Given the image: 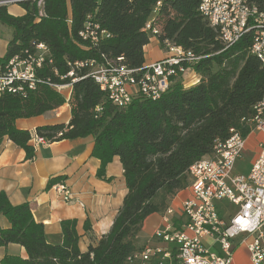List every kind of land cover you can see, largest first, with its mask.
<instances>
[{
	"label": "trees",
	"instance_id": "16d2710c",
	"mask_svg": "<svg viewBox=\"0 0 264 264\" xmlns=\"http://www.w3.org/2000/svg\"><path fill=\"white\" fill-rule=\"evenodd\" d=\"M199 2L43 0L42 16L36 2L17 3L24 11L21 16L0 5V25L12 31L0 65L22 57L26 49L33 51L39 43L47 46L51 59V64L38 71L42 84L24 96L0 95V144L5 137L24 151L25 160H32L31 134L15 128V120L43 116L67 103L69 121L37 127L35 136L50 143L91 136V156L100 162L97 176L104 177L107 164L118 158L127 190L110 230L86 252L78 248L75 220L61 221L60 245L48 244L44 227L35 222L29 205L12 206L0 192V215L9 223L8 228H0V248L16 244L27 256L7 255L0 264H145L128 260L144 248L138 236L145 219L162 214L171 195L188 187L190 167L211 153L216 140H225L231 128L248 134L240 120L252 118L253 107L264 98V66L249 52L257 31L250 29L222 50L217 32L198 13ZM88 17L110 34L96 46L79 36ZM149 21L160 49L181 47L200 58L194 66L200 79L188 85L175 80L155 100L137 95L127 107L117 108L87 69L72 65L121 58L129 69L143 68V49L152 38L144 29ZM70 71L71 78L67 76ZM49 84H69L68 101Z\"/></svg>",
	"mask_w": 264,
	"mask_h": 264
},
{
	"label": "built area",
	"instance_id": "2783aa9c",
	"mask_svg": "<svg viewBox=\"0 0 264 264\" xmlns=\"http://www.w3.org/2000/svg\"><path fill=\"white\" fill-rule=\"evenodd\" d=\"M23 1L36 2L38 15H43V0H1L0 5L8 7ZM229 1L200 0L198 5V13L217 32L222 50L236 44L241 27L254 22L264 23V17H251L252 6H264V0H239L246 2V10L241 12L238 23H233L231 34H224L223 27L213 23L212 14H215V7H222V15H226ZM227 23H230L229 17ZM144 29L151 37L156 36L150 21L149 26ZM79 36L89 45L96 46L108 39L110 34L101 30L88 17ZM262 38L264 39V32L252 35L250 54L252 51L264 52V48H257V40ZM166 52L168 55L165 58L141 69L127 68L121 63V58L115 61L104 60L101 64L95 60H82L75 62L72 68L87 69L91 79L99 78L104 81L105 90L101 91L107 95L110 103L117 108H125L137 95L157 99L175 80L180 79L183 85L191 78H198L199 81L200 77L194 71V66L200 58L184 55L185 50L181 47L178 51L166 49ZM47 63L51 64L49 50L45 44L39 43L33 46V51L26 49L22 57L15 56L6 64L0 65V95L9 93L24 96L27 90H33L38 83L42 84L38 71ZM67 76L73 77L71 71ZM15 80H22V87H15ZM49 86L58 93L67 89L69 98V84ZM240 126L248 129V134L258 132L263 137L258 144L257 157L246 175L234 174V166L245 149L248 134L243 136L241 129L231 128L226 145L212 149L188 175L187 188L191 196L181 203L180 212L184 219L181 226H174V210L168 207L162 213L161 225L153 236L165 246L147 244L141 251L134 252L129 261L139 260L145 264H233V240L241 236L240 243L245 244L250 262H264V119L243 118ZM31 141L34 146L47 142L37 138L35 134L31 135ZM51 188L63 202L75 201L63 181L53 184Z\"/></svg>",
	"mask_w": 264,
	"mask_h": 264
},
{
	"label": "crops",
	"instance_id": "0c3cea01",
	"mask_svg": "<svg viewBox=\"0 0 264 264\" xmlns=\"http://www.w3.org/2000/svg\"><path fill=\"white\" fill-rule=\"evenodd\" d=\"M8 12L14 16L24 14L22 9L21 12L9 10ZM147 47L148 45L143 49L144 67L167 56L163 55L155 59L151 51L147 54ZM193 80L194 78L189 81ZM69 119V106L65 104L43 116L15 120V128L28 130L33 135L37 127L66 124ZM262 139V135L258 132H251L246 136L245 149L240 158L244 155L248 157V170L257 157L258 144ZM29 144L34 148V157L27 161L21 148L5 137L2 139L0 192L5 193L12 206L29 205L35 222L44 227V237L48 244L60 245L62 243L61 221L75 220L78 248L81 252H86L89 246H94L103 235L108 233L126 195L127 190L119 159L114 158L108 163L104 177L99 178L97 170H99L100 162L91 156L94 145L91 136L72 141L62 140L58 143L40 142L36 146L30 140ZM61 181L69 188L75 201L65 203L52 190L53 184ZM189 193L188 188L179 191L170 203V208L174 210L172 222L176 228H179L184 221L180 207L184 200L190 198ZM161 215L152 214L145 219L138 236L139 245L165 246L153 238L155 231L161 225ZM8 227L6 217L0 215V228ZM241 240V236L233 240L231 262L252 264L245 244L240 243ZM7 255L27 258L24 248L16 244H8L0 248V260Z\"/></svg>",
	"mask_w": 264,
	"mask_h": 264
},
{
	"label": "bare ground",
	"instance_id": "6f19581e",
	"mask_svg": "<svg viewBox=\"0 0 264 264\" xmlns=\"http://www.w3.org/2000/svg\"><path fill=\"white\" fill-rule=\"evenodd\" d=\"M246 10V2H239V0H230L229 3H227L226 6V15H222V7H215V14H212V21L213 23H217L218 27H223L224 34H231V31H233V23H238L241 12H245ZM227 17H229V22L227 23ZM251 17L254 18H261L264 17V6H252L251 8ZM149 26V24L147 25ZM146 26V27H147ZM256 30L257 34L264 32V23L261 24V22H254L251 24H248L246 27H241L240 29V38H242L249 30ZM155 34L157 33L154 30ZM238 38V41L240 40ZM236 41V43L238 42ZM257 48H264V39H258L257 40ZM168 50L170 51H178L179 48L171 47ZM253 56H255L264 66V52L261 51H252L251 53ZM184 55H193L190 52L185 53ZM197 58V57H194ZM72 76V73H71ZM95 83L100 84L102 86H105L104 81H101L99 78H92ZM15 87H22V80H15ZM165 92V91H164ZM254 108V115L252 118L247 119H264V98L255 106ZM226 145V139L225 140H216L213 144L212 149H216L219 146ZM199 159L196 161L189 169L188 175L192 172V169L196 168L197 165L200 163Z\"/></svg>",
	"mask_w": 264,
	"mask_h": 264
},
{
	"label": "rangeland",
	"instance_id": "374dc122",
	"mask_svg": "<svg viewBox=\"0 0 264 264\" xmlns=\"http://www.w3.org/2000/svg\"><path fill=\"white\" fill-rule=\"evenodd\" d=\"M7 9L10 12H21V8L19 6H17L16 4H13L11 6L9 5ZM11 35H12L11 28H8V27L0 25V57H2L4 55L7 43L10 40ZM146 51H147V54H148L149 51H151L152 57L155 58V59L160 58L163 55L164 56L168 55L167 52H165L164 50L160 49V47L158 45V42H157L155 37H152L150 39V42L148 44V47L146 48ZM147 59H149V55H147ZM186 77L183 78V80H185ZM191 79H189V80H191ZM197 81H198V78H194L193 81H189L185 85L196 83ZM56 92H58V91H56ZM60 94H62L64 96L65 101H68L67 100L68 99V90L67 89L66 90L65 89L62 90L60 92ZM65 104H67V103H65ZM247 163H249V160H248V157H246V155H244V157L238 159L236 164H235V166H234V174L246 175V173L248 171V164ZM177 193L174 196L171 195V197L168 199V207H170V203L176 197ZM159 215H160V213H159Z\"/></svg>",
	"mask_w": 264,
	"mask_h": 264
}]
</instances>
